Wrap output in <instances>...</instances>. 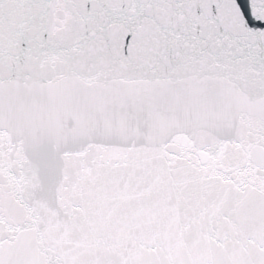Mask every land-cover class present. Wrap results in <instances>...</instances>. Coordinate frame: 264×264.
<instances>
[{"label":"snow or ice","instance_id":"snow-or-ice-1","mask_svg":"<svg viewBox=\"0 0 264 264\" xmlns=\"http://www.w3.org/2000/svg\"><path fill=\"white\" fill-rule=\"evenodd\" d=\"M0 264H264V0H0Z\"/></svg>","mask_w":264,"mask_h":264}]
</instances>
